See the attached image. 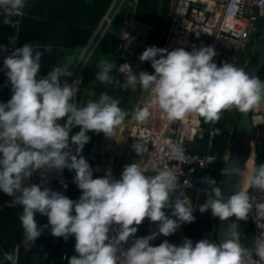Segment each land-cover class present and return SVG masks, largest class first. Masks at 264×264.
<instances>
[{
  "label": "clouds",
  "instance_id": "clouds-1",
  "mask_svg": "<svg viewBox=\"0 0 264 264\" xmlns=\"http://www.w3.org/2000/svg\"><path fill=\"white\" fill-rule=\"evenodd\" d=\"M26 6L27 0H0L3 23L12 24V18L22 15ZM0 50L6 48L0 46ZM51 52V45L29 43L15 49L3 62L12 95L7 103H0V191L22 206L19 220L26 251H32L47 228L53 237L65 241L74 236L77 255L68 258V264H264V231L253 238L251 247L243 246L236 223L229 225L219 244L201 239L193 245L191 239L184 238L181 246L167 240L152 246L150 241L157 235L171 236L182 223L195 220L186 197L172 199L177 176L156 166L151 168L154 175H148L140 163H131L123 168L119 179L110 170L103 177L93 178V169L81 155L90 142L89 133L111 138L129 113L119 106V99L106 92L82 107L72 103L80 80L69 84L62 83V78L73 75L69 67L74 64L73 57L38 78L41 57ZM216 55L214 46L192 51L151 46L139 59L150 62L154 74H134L125 63L118 70L127 73L121 83L110 75L117 66L101 60L96 80L133 91L139 86L150 92V104L134 110L133 118L141 124L149 120L153 106L169 121L198 114L206 122H218L222 113L233 107L248 113L264 104V81L238 67L235 59L218 66ZM76 128L79 130L73 133ZM164 143L173 157L183 156L182 147L170 140ZM132 148L137 156L146 151L139 142ZM65 168L75 172L74 183L81 192L77 200L47 187L42 190L38 184L23 186L38 170ZM221 175L241 177L244 170L235 165L224 167ZM249 181L250 187L264 192V163L252 169ZM202 182L210 187L212 195L199 206L201 213L210 210L221 221L233 216L237 221L248 220L254 201L247 191L239 190L225 201L217 180L204 177ZM255 208L257 215L264 217V202L255 203ZM168 209L171 216L166 215ZM37 214L47 218L46 225L39 224ZM146 218L158 222V232L135 238L125 250L122 245L135 237ZM112 225H118V231L110 238ZM18 259L12 252L4 253L9 264H18Z\"/></svg>",
  "mask_w": 264,
  "mask_h": 264
},
{
  "label": "crops",
  "instance_id": "crops-1",
  "mask_svg": "<svg viewBox=\"0 0 264 264\" xmlns=\"http://www.w3.org/2000/svg\"><path fill=\"white\" fill-rule=\"evenodd\" d=\"M114 2L115 0H27L24 15L20 18V24L16 28L6 27L0 23V44H9L17 48L29 43H38L41 47L51 45L52 52L44 53L41 57L38 78L47 76L54 67L64 66L68 57L74 58V64L69 65L73 72L107 18ZM175 3L176 0H139L135 7V16L140 21L153 24L155 37L160 40L166 35ZM127 5V1L123 2L82 66L80 75L83 78V85L71 101L77 107H82L90 100H98L101 93L106 92L113 98L119 99V106L129 113L125 121L114 129L111 138L103 133H89L90 142L84 146L81 155L93 169V178L103 177L110 170L112 176L119 179L124 166L134 162L133 153L128 148L127 131L131 122L135 120L133 118L135 108L141 107L146 98V91L139 86L133 91L131 88L122 89L115 84L109 85L96 80V73L99 71L98 64L101 60L114 63L117 67L110 75L120 80L121 83L125 80V77L118 72L120 56L117 43ZM6 71L7 69L0 65V103H7L12 95ZM67 78L63 77L62 82ZM189 118L204 128L213 127L219 132L213 137L207 135L202 140L187 141L184 146L186 152L203 155L226 151L232 134L229 110L222 113L218 122H206L198 114H190ZM78 130V128L73 129V133ZM71 147L75 148V145ZM93 148L94 151H92ZM220 172L221 168L218 167L209 172H198L194 177L192 188L175 190L172 195L173 201L177 196L186 197L189 206L194 210L195 220L192 223H182L171 236L161 235L156 241H150L152 246H158L164 240L181 246L184 238L191 239L193 245L201 239L216 242L215 235L212 233L216 217L212 216L210 210L201 213L198 208L205 203L209 197L208 192L211 191L209 186L203 184L202 179L210 177L217 180L219 184ZM74 176V170L67 169L66 177L70 182L69 188L66 191L61 189L56 191L72 200H77L81 192L74 183ZM22 210V206L14 203V198L0 191V264H9L4 260L6 252L17 255L18 264H68V258L77 255L74 248V236L65 241L63 238L53 237L47 228L35 242L32 251H26L22 244L24 234L19 220ZM171 211V209L166 210V215L171 216ZM36 219L41 226L47 224L46 217L37 214ZM153 230V222L146 218L138 226L135 236L136 238L145 237Z\"/></svg>",
  "mask_w": 264,
  "mask_h": 264
},
{
  "label": "built area",
  "instance_id": "built-area-1",
  "mask_svg": "<svg viewBox=\"0 0 264 264\" xmlns=\"http://www.w3.org/2000/svg\"><path fill=\"white\" fill-rule=\"evenodd\" d=\"M127 1L128 7L122 19L121 32L118 37V52L120 56L119 68L127 63L134 74L146 71L154 74V69L148 61L141 62L139 57L142 52L151 46L166 48L169 51L183 47L186 51L193 48L199 49L201 46H214L217 55L214 62L220 66L222 62H233L238 67L244 68L249 61L255 46L256 35L259 30L264 29V0H176L173 13L170 17L166 35L163 39H157L154 34V26L151 23L140 21L135 16V7L139 0ZM12 18L13 23L5 25L3 17L0 16V23L3 26L16 28L20 24V18L24 15ZM6 51L0 50V65L4 68V59L10 56L17 47L9 44H0ZM126 77V72H120ZM259 79L264 81V73L259 74ZM80 80L78 89L83 85V78L80 73L70 76L66 80L69 84ZM63 83V82H62ZM151 102L150 92H146L143 106ZM150 118L146 123H139L133 120L127 131L128 148L133 153L134 162L140 163L148 175H154L151 168L156 166L160 169L171 170L178 178L175 190L181 191L190 189L194 185V177L198 172H209L214 168H221L228 154V149L217 154H191L185 151L184 146L187 141L202 140L207 135L213 137L219 130L213 127L204 128L193 122L189 115L183 120L169 121L158 107L150 108ZM252 124L257 129V133L264 143V104L257 106L251 116ZM165 140H170L174 144L183 148V156L175 158L171 155V148L165 144ZM136 142L143 144L146 151L137 156L132 148ZM254 147V145H253ZM73 152L75 148L72 147ZM94 151V148L92 149ZM264 163L263 151H255L254 160L250 169ZM128 165V164H127ZM125 167V166H124ZM66 170H38L23 182V186L38 184L41 189L47 187L53 191L61 189L68 190L70 182L66 177ZM123 169L120 172L122 174ZM120 178V177H119ZM187 181V182H186ZM253 198L254 206L248 219V223L243 224L241 231L244 234H252V240L264 231V217L257 215L255 203L264 202V192L248 186L244 188ZM208 195H212L211 191ZM217 219V218H216ZM154 224V232H158V222ZM259 225V226H258ZM217 222L212 227V233L216 238ZM118 231V225H112L110 238ZM149 233L148 235H151ZM161 235L152 240L156 241ZM135 237L122 245L127 250L132 246ZM252 246V243H251ZM254 259H257L254 257Z\"/></svg>",
  "mask_w": 264,
  "mask_h": 264
},
{
  "label": "water",
  "instance_id": "water-1",
  "mask_svg": "<svg viewBox=\"0 0 264 264\" xmlns=\"http://www.w3.org/2000/svg\"><path fill=\"white\" fill-rule=\"evenodd\" d=\"M124 0H115L110 12L107 15V18L104 20L93 40L87 47L80 61L78 62L76 68L73 71L72 76H76L80 73L82 66L96 45L97 41L107 28L109 21L113 19ZM264 68V34L258 38L255 42V47L253 53L245 65L244 69L250 75L258 76L260 71ZM239 113V120L237 127L233 136V139L228 148V154L225 159V162L221 168L224 167L231 168L232 166H238L244 170V175L241 177L238 176H220L219 185L222 189V194L227 198L235 194L239 190H244L247 172L249 168L250 161L253 157L254 148L252 145L253 141V124L251 120L250 111L248 113ZM236 223L237 219L235 216L230 217L226 221H221L217 218V230H216V243L219 244L224 239V232L227 231L230 224Z\"/></svg>",
  "mask_w": 264,
  "mask_h": 264
},
{
  "label": "rangeland",
  "instance_id": "rangeland-1",
  "mask_svg": "<svg viewBox=\"0 0 264 264\" xmlns=\"http://www.w3.org/2000/svg\"><path fill=\"white\" fill-rule=\"evenodd\" d=\"M264 34V29H260L259 30V32H258V34L256 35L257 37H256V40L258 39V38H260L262 35ZM256 40H255V42H256ZM255 47V46H254ZM230 111V114H231V128H232V134H231V136H230V140H229V143H228V147H227V149L229 148V145H230V143H231V141H232V139H233V136H234V133H235V130H236V127H237V123H238V120H239V113H238V110L237 109H235L234 107L232 108V109H230L229 110ZM250 115L252 116V113H251V111H250ZM261 137V135L259 136L258 135V133H257V129L253 126V142H252V144L254 145V147H255V151H257V152H261V151H263V148H264V143H263V140L260 138ZM253 147V148H254ZM226 149V150H227ZM254 160V152H253V157H252V159H251V161L250 162H252ZM222 168V167H221ZM221 173V172H220ZM248 186V185H247ZM246 186V187H247ZM217 218V217H216ZM215 222H217V219H216V221ZM248 223V225L249 226H246V228H250V220L248 219L247 221H237V225H238V230H239V232H240V242H241V244L243 245V246H247V247H251V243H252V234H248L249 235V237H248V239H247V235L245 236V234L241 231V228L240 227H242V225L243 224H247ZM250 238V239H249Z\"/></svg>",
  "mask_w": 264,
  "mask_h": 264
},
{
  "label": "bare ground",
  "instance_id": "bare-ground-1",
  "mask_svg": "<svg viewBox=\"0 0 264 264\" xmlns=\"http://www.w3.org/2000/svg\"><path fill=\"white\" fill-rule=\"evenodd\" d=\"M253 142V141H252ZM253 145V144H252ZM250 164H251V162H250ZM249 164V165H250ZM251 175V169H250V166H249V168H248V172H247V178H246V183H245V188H246V186L248 185V182H249V176Z\"/></svg>",
  "mask_w": 264,
  "mask_h": 264
},
{
  "label": "trees",
  "instance_id": "trees-1",
  "mask_svg": "<svg viewBox=\"0 0 264 264\" xmlns=\"http://www.w3.org/2000/svg\"><path fill=\"white\" fill-rule=\"evenodd\" d=\"M262 73H264V68L260 71L259 74H262ZM257 77L259 78V76H257ZM254 110H255V108H254L253 110H251V113H252V114H253ZM246 235H247V236H246ZM245 236H246L247 239H248L249 235H248V234H245ZM249 239H250V238H249Z\"/></svg>",
  "mask_w": 264,
  "mask_h": 264
}]
</instances>
